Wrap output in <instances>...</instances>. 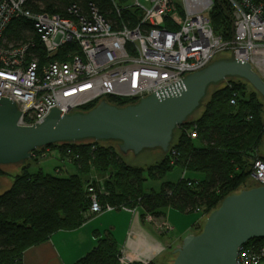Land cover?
Here are the masks:
<instances>
[{
	"label": "trees",
	"instance_id": "trees-1",
	"mask_svg": "<svg viewBox=\"0 0 264 264\" xmlns=\"http://www.w3.org/2000/svg\"><path fill=\"white\" fill-rule=\"evenodd\" d=\"M90 3L112 22L118 20L111 0H33L28 8L68 17L67 9L72 4L86 11ZM139 14L135 8H126L122 20L133 26ZM209 17L216 34L231 38L234 17L228 0H215ZM6 37L15 42L35 40L33 50L43 57L44 50L31 22L14 21L6 30ZM221 83L225 85L212 93L201 115L188 118L176 128L178 135L168 153L147 167L127 163L118 149L102 140L57 143L35 150L33 157H37L31 160L46 148L57 149L61 159L71 163L76 172L61 175L59 166L55 173L42 168L32 171L29 160L22 163L10 188L0 194V264H22L28 248L45 242L57 231L80 227L94 215L90 213L93 195L102 207L142 208L145 219L148 214L160 218L167 208L186 214L198 211L205 216L226 196L237 192L252 176L255 159H264L259 153L264 140V99L244 79L228 77L218 84ZM233 97L235 104L230 102ZM106 100L118 107L137 103L114 96H107ZM98 104L93 102L80 111L88 112ZM194 131L196 138L190 136ZM2 167L0 178L9 175ZM175 167L186 171V176L162 182L159 190H144L145 181L162 179ZM187 172L201 173L203 178L190 177ZM201 228L197 227V233ZM251 243L264 245V238L245 245ZM119 256L118 243L108 232L99 235L96 246L74 264H121Z\"/></svg>",
	"mask_w": 264,
	"mask_h": 264
},
{
	"label": "built area",
	"instance_id": "built-area-1",
	"mask_svg": "<svg viewBox=\"0 0 264 264\" xmlns=\"http://www.w3.org/2000/svg\"><path fill=\"white\" fill-rule=\"evenodd\" d=\"M32 1L0 0V97L18 103L21 125L39 122L55 106L71 114L107 96L138 102L187 72L202 69L223 51L247 60L264 80V0H228L234 17L228 39L213 29L209 13L215 0H111L116 22L93 3L86 11L72 4L68 17H63L32 11L28 8ZM126 8L140 13L133 26L122 20ZM20 19L32 23L43 57L33 50L35 40L15 42L6 37L8 27ZM230 102L235 104L236 99ZM190 136L196 138L197 131ZM251 177L257 186L264 185L263 158L255 159ZM116 209L102 207L92 196L91 214ZM145 219L156 220L150 214ZM157 227L166 233L173 229L164 220ZM119 261L151 264L123 250ZM236 264H264V245L240 247Z\"/></svg>",
	"mask_w": 264,
	"mask_h": 264
},
{
	"label": "water",
	"instance_id": "water-1",
	"mask_svg": "<svg viewBox=\"0 0 264 264\" xmlns=\"http://www.w3.org/2000/svg\"><path fill=\"white\" fill-rule=\"evenodd\" d=\"M118 107L105 97L88 112L64 113L56 106L39 122L19 124L15 100L0 97V166H20L35 150L87 139L118 141L123 154L144 149L168 153L175 130L201 107L212 85L228 77L246 80L264 99V80L247 60L215 58L202 69ZM0 180V186H2ZM264 238V185L226 196L211 211L200 233L184 237L171 264H236L240 247Z\"/></svg>",
	"mask_w": 264,
	"mask_h": 264
},
{
	"label": "crops",
	"instance_id": "crops-1",
	"mask_svg": "<svg viewBox=\"0 0 264 264\" xmlns=\"http://www.w3.org/2000/svg\"><path fill=\"white\" fill-rule=\"evenodd\" d=\"M9 183L7 189L13 179ZM143 212L142 208H136L134 212L113 210L94 214L80 227L57 231L45 242L25 250L22 264H74L96 246L99 235L108 232L115 237L120 251L134 259L149 260L151 264H171L175 258L173 251L185 236L197 233L196 228L205 218L198 211L193 215L167 208L162 217L155 218L156 222H149L143 218ZM163 220L173 227L170 235L157 227Z\"/></svg>",
	"mask_w": 264,
	"mask_h": 264
},
{
	"label": "rangeland",
	"instance_id": "rangeland-1",
	"mask_svg": "<svg viewBox=\"0 0 264 264\" xmlns=\"http://www.w3.org/2000/svg\"><path fill=\"white\" fill-rule=\"evenodd\" d=\"M231 56H232L231 51H223V52H220L216 56V58H222V57H229L230 58ZM224 85H225V83L218 84L217 86L212 85L210 87L211 88L210 92L207 93L206 97L203 100L202 106L199 109H197L191 115L190 119L198 118V116H200L201 113L203 112L204 106H205L206 102L210 99L212 93L214 91H216L218 88L223 87ZM177 135L178 134H175L174 140H176ZM116 142L119 143L118 141H110V142L104 141L103 144L113 145L116 149L119 150ZM119 153L127 163H130V164L136 165V166H143V167H147L149 165L157 163L165 155V153L159 148L144 149L143 151L139 152L136 156L134 155L133 151H128L127 154H123L119 150ZM259 153L264 155V140L259 147ZM34 157H37V156L34 155ZM28 162L30 164H32V167H31L32 171H36L39 168H42L45 172L55 173L56 167L59 166V167H61V168H59L61 175L66 176V175H69L70 173L76 172L75 167L71 163L65 162L61 159L60 152L57 149L46 148L45 150H43L41 152V154L39 155L38 158H35L34 160L30 159ZM22 165L23 164H21L20 166H17L15 164H11V165H7V166L2 167L3 170L6 171L9 175L1 177L3 179V181H2L3 185L0 186V194L2 192H4L9 187V185H10L9 182L12 181L14 175H16L17 173H19L21 171ZM187 174L190 177L203 178V174H201V173H194V172L188 173L187 172ZM94 175L100 176V174H98L96 172ZM185 176L186 175H184V171H182L181 168L175 167L173 170L169 171L162 179H149V180L145 181L143 187H144L145 191H150L152 189L159 190L162 182H164V181H177L180 177L182 178ZM255 186H257L256 183L254 182L252 177H250L247 180L246 184L244 186H242L237 192H239L240 190L252 188ZM126 207L129 209H132V210L136 209V208H130L128 206H126ZM96 214H99V213H96ZM208 215L209 214L205 215L204 221H203L202 225H200L202 227L201 229H203V226L206 222ZM192 231H195V229H192ZM196 231H197V228H196ZM198 231H200V229ZM171 232L172 231L167 232L166 235H170Z\"/></svg>",
	"mask_w": 264,
	"mask_h": 264
}]
</instances>
